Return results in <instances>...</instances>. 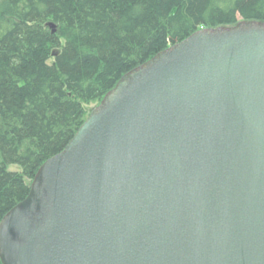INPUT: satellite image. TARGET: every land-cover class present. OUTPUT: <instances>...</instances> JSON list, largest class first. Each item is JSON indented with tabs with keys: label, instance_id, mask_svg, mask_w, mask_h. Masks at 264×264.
<instances>
[{
	"label": "water",
	"instance_id": "1",
	"mask_svg": "<svg viewBox=\"0 0 264 264\" xmlns=\"http://www.w3.org/2000/svg\"><path fill=\"white\" fill-rule=\"evenodd\" d=\"M0 257L264 264V21L201 28L124 74L2 218Z\"/></svg>",
	"mask_w": 264,
	"mask_h": 264
},
{
	"label": "trees",
	"instance_id": "2",
	"mask_svg": "<svg viewBox=\"0 0 264 264\" xmlns=\"http://www.w3.org/2000/svg\"><path fill=\"white\" fill-rule=\"evenodd\" d=\"M242 20L264 21V0H0V221L86 105L195 31Z\"/></svg>",
	"mask_w": 264,
	"mask_h": 264
},
{
	"label": "rangeland",
	"instance_id": "3",
	"mask_svg": "<svg viewBox=\"0 0 264 264\" xmlns=\"http://www.w3.org/2000/svg\"><path fill=\"white\" fill-rule=\"evenodd\" d=\"M51 29H52V27H50ZM100 103L98 102V103H91V104H88V105H86L85 107H86V109H87V113H88V115L91 113V111L94 109V108H96L98 105H99ZM10 169L11 170H20V167L18 166V165H11L10 166Z\"/></svg>",
	"mask_w": 264,
	"mask_h": 264
}]
</instances>
